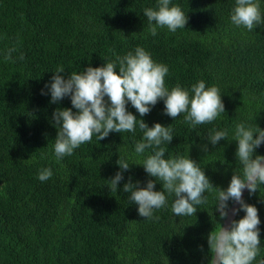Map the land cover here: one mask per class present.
<instances>
[{
	"label": "trees",
	"instance_id": "trees-1",
	"mask_svg": "<svg viewBox=\"0 0 264 264\" xmlns=\"http://www.w3.org/2000/svg\"><path fill=\"white\" fill-rule=\"evenodd\" d=\"M258 2L264 16V0ZM172 5L188 15L186 28H158L153 36L144 9L158 10V0H0V264H209L208 235L226 219L216 209V191L205 192L207 202L183 218L172 213L174 195L168 196L152 219L141 217L123 191L129 178L139 187L155 179L141 165L153 149L135 152L143 139L138 125L134 133L112 132L100 141L94 135L59 160L54 152L53 113L72 108L67 96L51 103L45 85L56 70L62 67L67 79L142 47L168 67L169 91L179 85L192 95V86L203 80L220 89L225 112L193 129L185 114L175 120L166 115L164 100L143 117L130 102L127 110L149 127L171 125L173 140L161 145L165 158L190 157L214 187L226 190L235 173L242 175L236 126L264 130V25L252 31L235 26L230 17L236 0H171ZM11 49V59H5ZM214 131H227V138L212 145ZM255 154L264 155V144ZM119 158L130 169L111 191L108 180L120 171ZM44 168L53 176L42 182ZM244 201L259 210L261 247L253 262L259 264L264 184ZM245 215L241 210L237 220Z\"/></svg>",
	"mask_w": 264,
	"mask_h": 264
},
{
	"label": "clouds",
	"instance_id": "clouds-1",
	"mask_svg": "<svg viewBox=\"0 0 264 264\" xmlns=\"http://www.w3.org/2000/svg\"><path fill=\"white\" fill-rule=\"evenodd\" d=\"M171 0H158V10L144 9L150 31L157 35L158 28H167L171 32L186 28L189 17ZM231 22L252 31L258 25H264L258 0H236L231 14ZM154 22V23H153ZM9 50L5 59H11ZM23 59V56L20 57ZM118 68V70H117ZM58 68L50 85H45L51 93V103H57L66 96L70 97L72 108H57L52 122L57 128L54 152L56 158L71 156L82 144L90 142L95 135L99 141L110 133L136 131L137 125L143 132V139L136 143L135 152L140 155L146 149H153V154L141 164L146 173L154 177L146 187H139V181L133 183L131 178L124 184L123 191L128 198L138 205L141 217L152 219L154 210L167 206V197L174 195L171 211L175 216L190 217L196 215L198 206L207 202L205 192H217L216 209L220 219L228 215L229 200L240 204L246 215L233 220L231 227L223 225L208 235L211 258L209 264H253L260 254L261 223L258 208L243 200V191L247 188L255 194L264 184V155H256V149L264 144V130L246 127L240 123L236 126L235 139L238 141L236 156L243 166L242 175L234 174L226 190L214 187L201 166L190 157L177 156L165 158L168 145L173 140V130L161 123L149 125L127 110L129 102L141 117L147 115L158 101L164 100L165 114L174 120L184 115V121L193 129L197 125L211 123L225 112V104L220 89L216 86L206 87L203 80L194 84L189 90L177 85L169 91L165 77L169 69L166 65L156 63L150 53L137 47L115 61L106 62L101 67H87L82 72H72L65 79ZM42 94L46 95L42 90ZM107 97V100L105 99ZM73 108L76 111H73ZM258 136L254 138V135ZM227 131H214L208 137L212 145L227 138ZM120 171L108 180L109 188L115 191L124 179L123 173L130 169L129 163L119 158ZM53 176L51 168L40 170L38 179L42 182ZM162 184V190H154L156 183ZM259 264H264L261 260Z\"/></svg>",
	"mask_w": 264,
	"mask_h": 264
},
{
	"label": "water",
	"instance_id": "water-1",
	"mask_svg": "<svg viewBox=\"0 0 264 264\" xmlns=\"http://www.w3.org/2000/svg\"><path fill=\"white\" fill-rule=\"evenodd\" d=\"M248 192H249V190L247 188L243 191V200H244V198ZM236 209H240V204L237 202H234L232 207L228 210L229 215L225 219L224 227H226V228L231 227L232 221L236 219L238 212H239V211L238 212L234 211Z\"/></svg>",
	"mask_w": 264,
	"mask_h": 264
},
{
	"label": "rangeland",
	"instance_id": "rangeland-1",
	"mask_svg": "<svg viewBox=\"0 0 264 264\" xmlns=\"http://www.w3.org/2000/svg\"><path fill=\"white\" fill-rule=\"evenodd\" d=\"M248 193H249V192H248ZM248 193H247V194H248ZM247 194H246V195H247ZM245 197H246V196H245ZM244 199H245V198H244ZM233 204H234V202H233ZM233 204H232V205H233ZM232 205H231V207H232ZM231 207H230V208H231ZM240 207H241V206H240ZM230 208H229V209H230ZM239 212H240V211H239ZM239 212H238V215H239ZM238 215H237V217H236V219H235V220H237V218H238Z\"/></svg>",
	"mask_w": 264,
	"mask_h": 264
}]
</instances>
